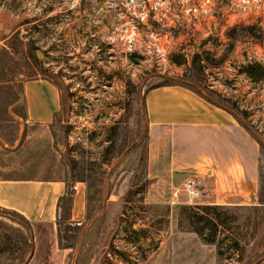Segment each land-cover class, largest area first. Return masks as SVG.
Listing matches in <instances>:
<instances>
[{
  "label": "rangeland",
  "instance_id": "374dc122",
  "mask_svg": "<svg viewBox=\"0 0 264 264\" xmlns=\"http://www.w3.org/2000/svg\"><path fill=\"white\" fill-rule=\"evenodd\" d=\"M204 1L0 0V177L83 184L87 222L101 219L82 264H264V75L243 72L249 57L264 67V39L227 36L264 27V0H210L207 12ZM42 80L61 98L49 128L26 122V87ZM164 83L231 112L255 139L253 195L173 203L183 181L172 170L198 148L174 150L166 129H149L146 96ZM81 234L66 226L60 238L73 246ZM31 251L27 222L0 209V264H29Z\"/></svg>",
  "mask_w": 264,
  "mask_h": 264
},
{
  "label": "crops",
  "instance_id": "0c3cea01",
  "mask_svg": "<svg viewBox=\"0 0 264 264\" xmlns=\"http://www.w3.org/2000/svg\"><path fill=\"white\" fill-rule=\"evenodd\" d=\"M25 100L26 122L49 128L61 108L57 88L46 80L30 84L26 87ZM145 104L149 129H166L174 150L187 141L198 148L196 158L185 160L180 169L172 170L179 172L172 176L173 185L184 183L193 172V175H200L202 169L210 172L204 184L207 185L203 191L206 195L192 203L189 196L181 192L179 204L210 205L223 200L226 205H233L239 203L237 198L254 194L256 142L231 112L179 85L151 90ZM241 142L251 146V155L241 157ZM177 159L175 154L173 160L181 163ZM82 185L58 179L0 177V209L16 213L29 225L32 245L29 264H82L84 251L92 243L90 233L101 219L87 222L89 206ZM64 197L72 198L68 209L62 206L65 225L82 231L73 246H65L60 238L57 214ZM107 256L103 260L110 262V254Z\"/></svg>",
  "mask_w": 264,
  "mask_h": 264
},
{
  "label": "trees",
  "instance_id": "16d2710c",
  "mask_svg": "<svg viewBox=\"0 0 264 264\" xmlns=\"http://www.w3.org/2000/svg\"><path fill=\"white\" fill-rule=\"evenodd\" d=\"M238 32H241L242 34H244L245 36H247L248 38L256 42H261L264 39V27H260L257 25L244 26V27L235 26L229 30V32L227 33V36L231 40H236ZM243 72L246 74L248 78L255 80V79H259L263 77L264 67L261 64L254 63V64H250L246 66ZM257 73H261L259 74L260 76L259 75L257 76ZM173 85H179V84H173ZM163 86H171V84L164 83L160 85L159 87H163ZM208 102L210 103V101ZM235 118L237 117L235 116ZM68 200H69V197H64L63 200H61V202L59 203V210L57 214L59 231H62L64 227L69 226V225H65L66 216H65V213L62 211V206H64L65 201H68ZM259 203L261 204L262 207H264V197L259 199Z\"/></svg>",
  "mask_w": 264,
  "mask_h": 264
},
{
  "label": "built area",
  "instance_id": "2783aa9c",
  "mask_svg": "<svg viewBox=\"0 0 264 264\" xmlns=\"http://www.w3.org/2000/svg\"><path fill=\"white\" fill-rule=\"evenodd\" d=\"M229 1H230L232 6H234V7L236 6L237 8L238 7L246 8V6L248 7L250 3L251 4L254 3V0H234L235 1L234 3H233V0H229ZM212 6L213 5H212L210 0H205L202 3L201 9L204 10V12H207L206 8L211 9ZM191 12L198 13L199 7L193 8L191 10ZM255 58H256V55H255ZM254 60H256V59H254V57H249L250 64H252V61H254ZM201 186H202V183H201L199 175L191 176L190 178H188L183 183L181 189L173 192V194H172L173 203H177L179 195L181 192L186 193L189 196L191 202L194 201L195 199L199 198L204 191V190H202Z\"/></svg>",
  "mask_w": 264,
  "mask_h": 264
},
{
  "label": "water",
  "instance_id": "95a60500",
  "mask_svg": "<svg viewBox=\"0 0 264 264\" xmlns=\"http://www.w3.org/2000/svg\"><path fill=\"white\" fill-rule=\"evenodd\" d=\"M38 57H40V54L38 53Z\"/></svg>",
  "mask_w": 264,
  "mask_h": 264
}]
</instances>
